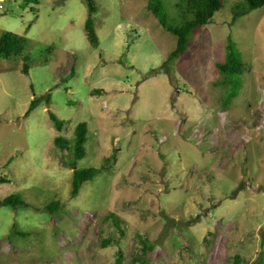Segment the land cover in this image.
Masks as SVG:
<instances>
[{"label": "rangeland", "instance_id": "1", "mask_svg": "<svg viewBox=\"0 0 264 264\" xmlns=\"http://www.w3.org/2000/svg\"><path fill=\"white\" fill-rule=\"evenodd\" d=\"M159 1L175 21L179 0ZM241 1L221 0L167 61L176 39L147 0H94L97 46L84 0H0V36L26 40L0 59V198L27 204L0 207V264H264V6L231 24ZM228 40L242 66L222 75ZM80 122L73 168L52 141ZM101 167L70 196L74 169Z\"/></svg>", "mask_w": 264, "mask_h": 264}, {"label": "trees", "instance_id": "2", "mask_svg": "<svg viewBox=\"0 0 264 264\" xmlns=\"http://www.w3.org/2000/svg\"><path fill=\"white\" fill-rule=\"evenodd\" d=\"M85 6L87 8L88 17L84 23V30L86 33L87 40L92 46H97L98 40L93 26V14L96 13L97 9L94 0H84ZM264 6V0H242L232 5L231 13V24L235 23L237 19L242 16L247 15L251 11L259 9ZM146 8L152 13V15L158 20L160 27L173 35L176 39L174 49L168 55L167 61H173L178 57L182 56L190 43L191 34L202 26L208 24L212 17L220 11L222 8L221 0H179L176 5V20L169 23L166 19V15L162 12L161 3L159 0H147ZM26 46V40L20 36H17L10 32H5L0 36V59H8L12 56H22L24 48ZM225 60L215 64V70L220 74H226L229 68L239 70L242 63L239 62L238 56L235 53L234 44L228 40L225 47ZM28 57H22V73L27 74L28 72ZM72 72H70L71 75ZM225 83L226 80L219 81V83ZM217 83V84H219ZM44 98L33 99L29 103L28 109L24 114L27 117L43 100ZM46 104L49 103L48 96H45ZM49 119L52 121L55 130L60 133L63 129L64 122L57 119L54 114L49 113ZM87 135V124L85 122H80L75 125L73 129L72 142L65 139L62 136H56L52 143L53 145L61 151L70 152L72 161L70 163L71 167H75L76 162L81 160L85 156V144ZM99 169L88 168V169H74L71 176V190L70 196L75 197L78 195L81 185L89 180H92L99 172ZM7 181L0 179V184H5ZM0 207L11 208L13 210L20 207H27L17 194H10L3 199L0 198ZM58 202H52L45 207V210L51 214L56 213L59 210ZM110 221L113 228H116L119 233L122 232L124 227V222L116 217L113 213L107 214L104 221ZM101 233V232H100ZM112 238L107 237L102 239L101 246L104 248L109 243H111ZM141 253L144 254L148 246L147 240H142ZM141 254V255H142ZM122 259H116V264H120ZM138 262L136 259L132 261ZM144 264V261H140Z\"/></svg>", "mask_w": 264, "mask_h": 264}]
</instances>
